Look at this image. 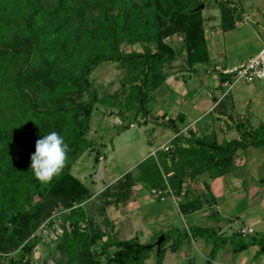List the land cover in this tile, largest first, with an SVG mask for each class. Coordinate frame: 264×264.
<instances>
[{"label": "trees", "instance_id": "trees-1", "mask_svg": "<svg viewBox=\"0 0 264 264\" xmlns=\"http://www.w3.org/2000/svg\"><path fill=\"white\" fill-rule=\"evenodd\" d=\"M51 1L52 6L44 0H0V264H32L31 256L40 240L39 226L48 219L52 228L55 220L50 217L56 213H63L59 233L54 230L62 255L58 264H144L153 250L155 264H162L168 250L176 252L189 238L212 244L204 264H211L217 250L227 242H231L234 256L255 244L259 245L257 255L264 254V240L256 236L241 238L236 232L228 238L214 228L192 226L170 244L168 234L162 233L158 248L157 237L142 243L139 234L125 240L106 236L99 251L105 261H99L92 248L103 233L82 206L90 193L70 173L87 150L94 151V161H98V151L86 138L99 101L89 75L107 62L125 67L129 76L112 95L114 100L121 99L117 115L138 114L142 109L148 114L143 102L147 93L162 84L164 66L182 51L191 62L201 60L204 18L202 11L195 9L211 0ZM236 1L217 0L222 30L232 29L241 19ZM83 9L96 14L76 23ZM174 35L180 36V42L171 48L166 40ZM123 43L138 44L141 52L125 53ZM82 93L89 98L73 100ZM182 118L178 115L175 120ZM175 120L167 122L176 133ZM236 128L240 139L221 144L176 136L168 151L149 155L135 167L134 174H123L115 186L119 193H115L114 201L124 203L135 184L148 191L169 190L163 199L183 197L185 181L202 174H226L232 169L237 149L264 143L262 127ZM53 131L68 145L67 160L58 176L41 183L31 169V156L36 141ZM201 205L198 199L177 204L183 215L199 210Z\"/></svg>", "mask_w": 264, "mask_h": 264}, {"label": "crops", "instance_id": "crops-1", "mask_svg": "<svg viewBox=\"0 0 264 264\" xmlns=\"http://www.w3.org/2000/svg\"><path fill=\"white\" fill-rule=\"evenodd\" d=\"M236 2L241 19L236 21L233 28L229 30H222L220 16L216 26L210 25L211 18L202 13L205 41L200 48L202 54L200 61H189L187 52L182 51L163 68L161 85H166L172 96L169 98L164 96L162 101L160 100L162 103L154 119L157 124L169 127L168 120H175L178 115H182L183 118L180 120L182 122H178L181 125L184 122L186 124L181 128L177 127L182 139L202 138L221 144L240 139L237 125L248 130H255L258 127L264 129V81L251 84L236 82L224 95L226 89L220 84V76L214 70L215 66L227 68L246 60L256 54L264 44V0H237ZM203 73L206 75H200L199 78L204 84L210 86H207V99L199 103L201 99L199 101L195 99V89L192 85L188 86L183 79L191 77L190 74L198 76ZM161 85L157 88L159 89ZM207 100L211 103L208 104ZM188 104L190 107L186 108ZM151 117L148 114L149 120ZM172 131L173 135L166 138L161 145L175 138L176 134L174 130ZM181 144L186 146L184 142ZM183 192L185 193L183 197L167 196L159 201L163 203V208L160 210L159 217H161L158 221L165 222L168 213H171V205L174 204L181 220L186 219L189 223L181 232L190 226L206 227L214 228L220 234L230 238L241 228H252L255 235L263 239L264 143L237 149L229 172L218 177L202 174L192 181H185ZM136 195L139 197L137 198ZM132 197L140 210L142 206L155 205L149 191L141 184H135L132 187L129 198ZM186 199L200 200L201 208L188 214H181L177 204ZM237 207L240 208L236 209ZM141 220L145 221L144 218ZM236 221L240 223V226L237 230H233L232 225ZM225 228L232 232L225 233ZM250 248L251 250L248 251ZM258 248L259 245L255 244L234 256L232 244L227 242L218 249L211 264H226L223 262L225 260H230L232 264H263L264 254L257 255ZM225 249L229 250L230 254ZM211 250L210 243L199 238H189L182 241L174 253L180 254L183 251L186 256L184 259L181 257L178 264L182 262L197 264L198 259L195 258V254L198 252L203 257L204 264ZM255 259H257L256 263H254Z\"/></svg>", "mask_w": 264, "mask_h": 264}, {"label": "rangeland", "instance_id": "rangeland-1", "mask_svg": "<svg viewBox=\"0 0 264 264\" xmlns=\"http://www.w3.org/2000/svg\"><path fill=\"white\" fill-rule=\"evenodd\" d=\"M136 1L140 2L141 0ZM44 2L46 5L52 6L51 0H44ZM216 6L218 7L217 0H211V3L206 4L201 11L204 16L211 18L210 25L217 26L219 11ZM92 13L96 14L94 11L90 12L83 9L82 13L76 16V23H81L84 18H87ZM166 42L171 48H174L179 44L180 36L174 35L167 39ZM121 49L125 53L131 51L141 52V47L138 44L133 47H127L123 43ZM190 75L191 77H184L183 80L188 86L192 85L195 89V99H198V101L201 99L200 103L207 99V86L210 85L204 84L199 78L200 75H206L205 73L198 76ZM128 76L129 73L125 67L110 62L99 65L89 75L92 87L98 94L99 101L96 102L93 108L86 138L91 142L92 148L98 151V161L97 163L94 161V151L87 150L73 164L70 171L71 175L90 193L89 199L82 206L87 215L93 220L96 228L103 233L96 246L92 248L94 253H97L96 257L101 263L105 261V256H99V251L106 240V236L125 240L132 238L135 234H139V240L142 243H148L152 237L159 238L162 233H167L170 239L168 244H170L172 240L182 233L181 230L189 225L186 219L181 220L174 204L171 205V213L166 214L165 222H160L158 219L161 217H159V213L163 208V203L157 200L152 199L155 205L150 207L142 206L141 210L137 208V203L133 202V197L128 198L124 203H116L114 201L115 193H119L115 186L122 179L123 174L127 172L134 174L135 167L153 151L158 150L166 138L173 135L171 128L157 124L156 119H154L157 109L161 106L163 97L169 98L172 96L166 85H161L159 89L156 88L147 93L146 99H144L143 107L152 116L150 120L148 119V114L144 113V109L138 114L132 111L123 116L117 115L116 106L121 102V99L117 98L114 100L112 95L114 91L119 89L121 83H125ZM209 77L211 78V76ZM88 98L87 93H82L75 95L73 100L84 101ZM113 102L115 103L114 107L111 105ZM207 103L211 102L207 100ZM185 107H190V104ZM175 123L178 128L186 124L184 122L181 125L178 121ZM130 124L133 126L129 127ZM165 133L167 134L165 135ZM136 197L138 198L139 196L136 195ZM239 208L237 207L236 209ZM62 214L56 213L50 217L55 220L52 228L47 225L48 219L39 226L37 235L40 240L31 256L32 264H58L57 261L62 258L57 248V239L54 233V230L59 233L58 225L63 221ZM141 218H144L145 221L143 222ZM239 226L240 223L236 221L232 228L237 230ZM224 231L227 234L232 232L227 228ZM252 236L258 238L255 233ZM250 250L251 248L248 251ZM110 251H113V249H110ZM225 251L230 254L229 250L225 249ZM195 255V258L198 259L197 264H203L204 259L200 253L197 252ZM181 257L183 259L186 257L183 251L177 254L168 250L162 264H178ZM223 262L232 264L230 260ZM256 262L257 259H255L254 263ZM144 264H155V250L149 253V258ZM181 264L186 263L182 262Z\"/></svg>", "mask_w": 264, "mask_h": 264}, {"label": "built area", "instance_id": "built-area-1", "mask_svg": "<svg viewBox=\"0 0 264 264\" xmlns=\"http://www.w3.org/2000/svg\"><path fill=\"white\" fill-rule=\"evenodd\" d=\"M214 70L222 78H224V81L221 83V85L225 87L226 89V92L224 93V95L228 93L231 86L236 82H243L246 84H251L256 81H264V44L256 54L247 58L246 60L236 65H233L231 67H227V68H221L219 66H215ZM129 126L132 127L133 125L130 124ZM178 135L180 134L177 133L175 137ZM170 147H171V144L169 141L161 145L158 148V150L153 151L150 154V156L154 157L157 151L166 152L168 151ZM166 192L169 193L170 191L169 190L167 191L151 190L149 191V194L162 197V195L165 194ZM161 199H163V197ZM238 232L241 238H247L254 234V231L252 228H241Z\"/></svg>", "mask_w": 264, "mask_h": 264}, {"label": "clouds", "instance_id": "clouds-1", "mask_svg": "<svg viewBox=\"0 0 264 264\" xmlns=\"http://www.w3.org/2000/svg\"><path fill=\"white\" fill-rule=\"evenodd\" d=\"M68 150L64 138L55 131L38 139L31 156V169L36 180L49 183L58 176L65 167Z\"/></svg>", "mask_w": 264, "mask_h": 264}, {"label": "water", "instance_id": "water-1", "mask_svg": "<svg viewBox=\"0 0 264 264\" xmlns=\"http://www.w3.org/2000/svg\"><path fill=\"white\" fill-rule=\"evenodd\" d=\"M204 8V5L203 4H201V5H199V7H197L195 10L196 11H198V10H202ZM163 235H161L159 238H158V240L155 242V245H156V247L158 248L159 247V245L161 244V242L163 241ZM263 249H264V247H263Z\"/></svg>", "mask_w": 264, "mask_h": 264}]
</instances>
